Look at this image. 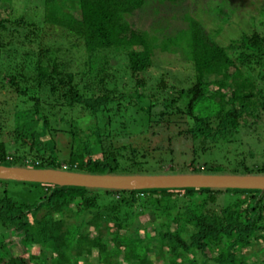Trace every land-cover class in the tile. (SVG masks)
Listing matches in <instances>:
<instances>
[{"label":"trees","instance_id":"16d2710c","mask_svg":"<svg viewBox=\"0 0 264 264\" xmlns=\"http://www.w3.org/2000/svg\"><path fill=\"white\" fill-rule=\"evenodd\" d=\"M40 1V21L80 41L77 45L87 54L86 70L63 68L43 45L34 63L28 52L23 53L18 75L25 84L34 81V89L51 102L31 92L30 86L21 87L17 72L9 74L16 96L32 103V126L10 132L15 144L0 140V164L99 174H264V161L252 167L240 162L242 172H227L219 164L200 161L209 150L233 143L247 118L256 122L264 111V28L220 45L190 16H185L186 28L176 29L172 35L163 34L167 28L152 33L135 27L130 16L142 11L149 0ZM157 1L174 6L186 0ZM2 11H10L9 0H0V54L13 44L16 27L25 24L23 18L10 20ZM29 27L28 34L38 33L36 23ZM173 44L193 64L194 82L188 88L165 93L166 80L161 79L156 90L165 98L160 100L145 94L147 84L141 76L151 67L155 49L177 52L171 48ZM105 51L124 52L121 73L133 82L129 92L117 94L108 89L115 77L106 56L105 68L94 72L91 67L92 55ZM29 66L35 72L30 79L25 74ZM213 75L219 79L207 80ZM95 85L103 93L96 95ZM130 107L134 116L126 125L119 121V114L125 116ZM83 114L95 121L82 124L78 119ZM175 124L184 128L173 135L168 127ZM163 134L168 142L180 136L191 141L192 157L184 156L185 160L176 164L179 168L173 165V151L154 140ZM60 135L67 139L64 168L57 152L61 150ZM39 138L41 148L34 151V141ZM132 138L145 144L134 146ZM29 152L34 161L26 163ZM10 182L17 183L0 180L2 185ZM19 183L25 188L24 195L27 193L22 200L0 188V234L12 230L21 235L24 252L5 259L10 250L1 240L0 252L5 255H0V264H80L93 249L98 250L102 264H119V257L127 264H153L148 256L156 249L153 237L159 239L158 255L169 264H183L190 254L194 259L191 264H198L197 255L212 264H248L247 254L254 250L247 249L264 241V192L258 190L116 191ZM218 195L227 198L218 203ZM106 197L109 199L104 200ZM145 213L153 217L151 228L142 224L135 228V218ZM84 227L94 228V236L90 230L83 233ZM33 248L39 253L32 254ZM208 251L214 255L207 257Z\"/></svg>","mask_w":264,"mask_h":264},{"label":"rangeland","instance_id":"374dc122","mask_svg":"<svg viewBox=\"0 0 264 264\" xmlns=\"http://www.w3.org/2000/svg\"><path fill=\"white\" fill-rule=\"evenodd\" d=\"M39 5H41L40 0H9L10 11L7 13L2 11L3 15L10 20L23 18L25 21V24L16 27L17 31L13 34V44L0 54V125L3 127V130H0V140L9 141L11 144H15V141L11 138L12 134L10 133L14 128L26 127L28 129L32 126L31 120H29L31 116L30 112L32 111V103L29 101L27 102L22 96H16L14 93L15 89L12 87V82L9 77V74H15L17 72L16 70H18L19 66L22 64L24 52L29 53L28 56L31 58V62L34 63L39 46L43 45L45 48H49V54H51V56L53 55L58 58L62 67L64 66L63 68L72 70L73 72L86 70L85 62L87 60V54L83 47L77 45L80 41L68 35L65 30L57 27L50 28L43 24V22L40 21L41 9ZM185 16H190L200 22L206 31H208L220 45H227L231 40L238 39L243 34L250 33L253 30H263L264 0H186L183 5L174 6L164 3L161 4L157 0H149L142 11L137 12L132 17L130 16V21L134 23L135 27L151 31L152 33L155 32L157 28H167L166 31H163V34L172 35L171 32H176V29L186 28ZM29 23H36V26L39 27L37 28V34H28V31L31 29ZM160 34L161 33L157 32V35L161 36ZM176 36L177 33L174 34V37ZM171 48L177 50V52H163L160 51V49H155L151 67L141 76L147 84L144 91L145 94H150L154 96V98L158 97L160 100L165 98L164 94H160L159 90H156V85L161 79L166 80L167 88L165 93H172L181 88H188L193 85L194 82L193 64L187 60L186 53L181 48L174 46V44L173 46L171 45ZM123 53V51L98 52L92 55L91 61V67L94 69V72H96L99 68H105L103 56L109 58V67L111 71L109 72L113 73L115 79L114 82L107 87L109 90L115 89L114 91L117 94L129 92L133 86V82H131L128 74L121 73V67L125 65ZM34 55L35 57H32ZM16 74L18 75V72ZM25 74L31 76H25L29 79L35 76V72H33L30 66L25 68ZM95 74L96 73H93V77ZM218 79L219 77L213 75L209 76L207 80ZM17 80H19L21 87H26V85H28L32 88L30 91L34 92L35 95L41 96L43 99L47 97L48 102H51L48 96L45 97V94L41 92L38 93V91L34 89V81L29 80V82L25 84L23 78L19 75L17 76ZM85 82L86 80L82 81L80 86H83ZM95 93L96 95L101 94L103 90L95 85ZM227 94H230V90H228ZM130 109L131 110H128L125 114L122 111L125 116L120 117L122 114H119V121L126 122V125L133 120V110L131 107ZM72 115L74 117L76 116L75 113ZM16 119L19 122H16ZM247 119V123L241 127L234 137L235 140L233 143L209 150L206 154L200 156L201 163L213 162L219 164L224 167L227 172L234 169H238L242 172L244 169L242 165H240V162H243L249 167L256 164L260 165L261 162L264 161V111L262 110L260 112L257 119L258 121L256 122H254L252 118ZM78 120L82 124H89L95 121L94 118L85 114ZM188 122L191 124L190 120H188ZM181 128H184L183 124H175L170 125L168 130L170 134L174 135L179 132ZM154 129L158 130L159 127L156 126ZM58 139L61 148L60 151H57L58 159L61 161L62 167L64 168L66 164L63 163V161L65 160V153L67 151V149L64 148V144L67 139L64 135H60ZM154 140H157L159 144L162 143L165 145L164 147H168V149L173 151V156L175 157L173 165L175 164L177 168H179V165L176 164L184 161V156H186V158L192 157L191 141L184 136L173 137L171 141L168 142V140H166V135L163 134L157 138L154 137ZM39 141L40 138L34 141V151L41 148ZM130 141L133 142L134 146H142L145 144V142L143 143L134 138ZM11 150L14 151L15 149ZM151 153L155 155L158 152ZM249 153H252V155H249ZM26 157V163L34 161L33 153H26ZM169 167L170 164L165 166L166 169ZM152 169L148 171L151 172ZM0 188L6 189L9 195L18 200H22L27 194L24 195L25 188L22 187L19 182H10L9 185L0 184ZM226 196L227 195H218V203H223V200L227 198ZM107 199L109 198H104V200ZM152 221L153 217L151 214L145 213L140 215L138 218H135V228H137L136 226H138V224H142L150 229ZM88 230H90V234L94 236V228L89 229L84 227L82 232L86 233ZM151 234H153V231ZM141 236L143 237L144 235L142 234ZM1 240L5 242L7 248L10 250L9 255L0 252L1 256L5 255V259H8L10 256H19L23 254L24 245L21 243L22 236L18 233L7 230L3 234H0V241ZM151 240L153 243L152 246L154 245L156 248L148 254L151 262H153V264H169L167 258H164L163 255H158L159 247L157 244L159 239L153 237ZM252 250H254V252H250ZM247 251L250 252V254H247L248 264H264V241L256 245L254 249L248 248ZM30 252L32 254H38L39 249L33 248ZM98 255V250L93 249L92 254L82 259L83 261H81L80 264H102L98 261ZM213 255L212 252H207V257H212ZM206 259L204 256L197 255L196 262L198 264H212L211 261L209 262ZM192 260L194 259L190 254L183 264H191L189 261ZM119 261V264H127L123 261L122 257H119ZM134 262L135 261L130 264H135Z\"/></svg>","mask_w":264,"mask_h":264},{"label":"water","instance_id":"95a60500","mask_svg":"<svg viewBox=\"0 0 264 264\" xmlns=\"http://www.w3.org/2000/svg\"><path fill=\"white\" fill-rule=\"evenodd\" d=\"M0 180L116 191L193 188L264 192V174H99L0 164Z\"/></svg>","mask_w":264,"mask_h":264}]
</instances>
